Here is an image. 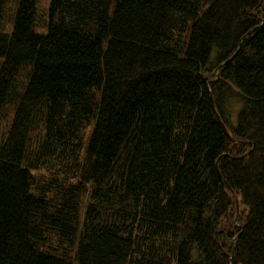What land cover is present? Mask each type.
<instances>
[{"label": "trees", "instance_id": "16d2710c", "mask_svg": "<svg viewBox=\"0 0 264 264\" xmlns=\"http://www.w3.org/2000/svg\"><path fill=\"white\" fill-rule=\"evenodd\" d=\"M0 0V264H264V0Z\"/></svg>", "mask_w": 264, "mask_h": 264}, {"label": "rangeland", "instance_id": "374dc122", "mask_svg": "<svg viewBox=\"0 0 264 264\" xmlns=\"http://www.w3.org/2000/svg\"><path fill=\"white\" fill-rule=\"evenodd\" d=\"M47 2H48L47 0H42L40 7L45 8L47 5Z\"/></svg>", "mask_w": 264, "mask_h": 264}]
</instances>
